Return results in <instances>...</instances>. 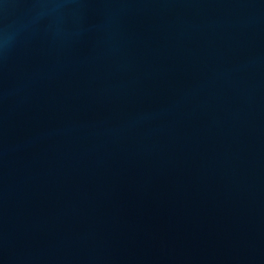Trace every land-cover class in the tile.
I'll use <instances>...</instances> for the list:
<instances>
[{
  "label": "water",
  "instance_id": "water-1",
  "mask_svg": "<svg viewBox=\"0 0 264 264\" xmlns=\"http://www.w3.org/2000/svg\"><path fill=\"white\" fill-rule=\"evenodd\" d=\"M0 264H264V0H0Z\"/></svg>",
  "mask_w": 264,
  "mask_h": 264
}]
</instances>
